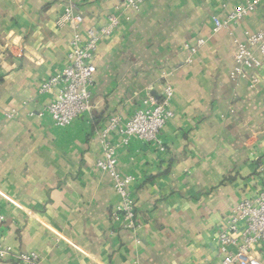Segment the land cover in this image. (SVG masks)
<instances>
[{
  "label": "crops",
  "instance_id": "obj_1",
  "mask_svg": "<svg viewBox=\"0 0 264 264\" xmlns=\"http://www.w3.org/2000/svg\"><path fill=\"white\" fill-rule=\"evenodd\" d=\"M123 1L77 2L81 33L102 26ZM246 1L145 0L99 44L92 111L59 128L46 111L52 95L39 89L67 64L73 31L57 25L66 0H0V241L40 253L42 264L221 262L220 231L242 200L264 189V85L231 78L237 43L262 29L264 2L213 31L214 17L225 20ZM168 85L166 151L137 138L117 151L118 171L135 178L129 189L141 228L132 231L113 218L120 196L96 169L102 131ZM13 109L18 115L7 119ZM257 252L264 261V243Z\"/></svg>",
  "mask_w": 264,
  "mask_h": 264
},
{
  "label": "built area",
  "instance_id": "obj_2",
  "mask_svg": "<svg viewBox=\"0 0 264 264\" xmlns=\"http://www.w3.org/2000/svg\"><path fill=\"white\" fill-rule=\"evenodd\" d=\"M79 1L66 0L64 12L57 21L59 27L68 26L73 31L67 64L61 72L44 81L39 89L41 94L52 95L53 99L46 111L54 125L59 128L71 126L77 119L92 111V87L97 71L94 61L99 44L110 39L124 22H129L131 14L139 12L145 2L124 0L115 7V11L102 26L97 29L90 28L83 35L81 28L84 19L76 8ZM263 2L264 0H247L236 6L225 20L214 17V33H218L229 23L244 20ZM245 38V42H238L236 45L231 78L233 81L247 82L251 88H258L264 85V21L260 31L245 32ZM204 44L205 41L200 39L190 51L195 53ZM172 98L173 89L170 85L165 88L160 98L148 93L143 107L132 118L123 122L120 117H112L102 131L104 159L97 162L96 169L111 177L114 189L120 196V204L113 218L122 221L132 231L141 228L136 218V203L129 189L135 178L118 171L117 151L121 146L128 145L132 138H137L144 143H155L161 152H165L160 133L174 117L171 109ZM17 115L16 109L5 113L7 119H13ZM114 132L120 138L117 144L108 140L109 134ZM4 223L5 217L0 215V231ZM218 242L222 254V260L218 264H264L257 252V246L264 243V189L255 199H244L235 207L218 235ZM0 260L16 264H42V255L38 252H18L0 241Z\"/></svg>",
  "mask_w": 264,
  "mask_h": 264
}]
</instances>
